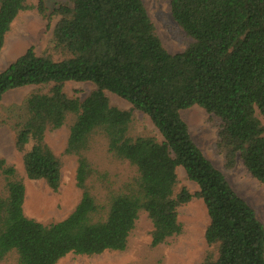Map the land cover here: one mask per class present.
Listing matches in <instances>:
<instances>
[{
	"label": "trees",
	"instance_id": "trees-1",
	"mask_svg": "<svg viewBox=\"0 0 264 264\" xmlns=\"http://www.w3.org/2000/svg\"><path fill=\"white\" fill-rule=\"evenodd\" d=\"M174 21L192 39L170 53L142 0H68L52 12L45 0H0V50L21 12L57 22L51 47H32L0 72V102L34 87L14 116V146L30 180L56 192L64 158L76 163L81 197L60 221L25 215L18 170L0 159V264H57L65 255L126 252L137 221L151 241L128 264H163L164 246L183 232L178 209L203 202L209 222L199 264H264V225L192 139L180 112L203 108L216 129L214 150L226 171L241 162L264 185V0H169ZM153 81L152 91L149 81ZM90 82L84 98L64 91ZM108 93L131 105L111 104ZM147 115L161 139L130 133L132 112ZM67 125L56 154L46 133ZM128 173L119 171V167ZM182 168L196 190L178 186Z\"/></svg>",
	"mask_w": 264,
	"mask_h": 264
},
{
	"label": "rangeland",
	"instance_id": "rangeland-1",
	"mask_svg": "<svg viewBox=\"0 0 264 264\" xmlns=\"http://www.w3.org/2000/svg\"><path fill=\"white\" fill-rule=\"evenodd\" d=\"M65 2L68 0H45L49 13L58 4ZM142 2L167 51L170 53L183 51L192 39L174 21L169 0H142ZM56 22L55 18L51 21L46 20L35 10L21 12L12 23L0 50V72L30 47L39 55L48 51L53 42V30ZM94 88L95 86L90 82H68L65 84L64 91L71 97L84 99ZM34 89V87L28 86L10 91L4 95L0 102V159H4L8 165L14 166L24 179L26 195L23 210L25 215L47 223L64 219L79 202L81 191L75 182L76 163L73 158H64L61 182L56 192L52 191L44 180H30L24 173L21 154L14 146V116L26 96ZM149 89L151 91L153 89L152 80L149 81ZM108 97L111 104L118 108L131 109V105L118 96L108 93ZM180 115L187 124L192 139L203 154L215 168L223 172L237 194L255 208L258 218L264 225V185L252 177L239 161L234 169L224 170L223 157L214 150L216 129L212 126L208 114L203 108L193 105L182 110ZM132 117L133 122L130 130L132 135L148 134L161 139L147 115L133 111ZM258 117L264 125V119ZM67 136V125H63L57 130L47 132L46 142L56 154L60 155L65 148ZM118 169L125 174L130 171L128 166L125 171L121 167ZM177 178L179 187H186L190 191L197 189L196 185L186 178L182 168L177 169ZM178 218L183 224V232L176 240L163 247L165 256L163 264H199L206 250L204 232L209 222L203 202L194 199L180 207ZM151 229V222L143 214L137 221L132 247L128 251L104 252L93 256L69 253L57 264H128L137 260V254H139L142 245L150 243ZM2 264H15V262L8 260Z\"/></svg>",
	"mask_w": 264,
	"mask_h": 264
}]
</instances>
